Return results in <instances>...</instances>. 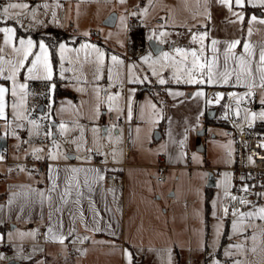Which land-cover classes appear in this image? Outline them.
Listing matches in <instances>:
<instances>
[{
  "label": "rangeland",
  "instance_id": "obj_1",
  "mask_svg": "<svg viewBox=\"0 0 264 264\" xmlns=\"http://www.w3.org/2000/svg\"><path fill=\"white\" fill-rule=\"evenodd\" d=\"M198 1L0 0V101L9 88L18 98L29 84L28 131L39 140H30L28 151L48 160L72 154L85 160L99 151L125 174L120 184L128 247L94 238L95 243L73 245V254L59 247L58 263L264 264V204L226 212L235 141L226 134L221 109L213 120L202 119L205 150L196 148L199 129L194 139L189 131L191 151L183 149V161L167 164L166 179L157 180L159 155H172L174 147L169 148V136L155 138L164 106L149 91L140 98L137 91L153 83L204 81L205 36L195 34L205 5ZM111 14L117 19L108 26L104 21ZM129 16L139 24L129 28ZM151 40L164 48L155 52ZM3 106L0 102V114L7 110ZM239 114L238 126L248 128L264 110L249 105ZM6 124L0 119V133H6ZM18 143L9 138L10 159L27 156L18 154ZM210 172L216 185L207 212ZM25 218L12 237L36 235L39 228L25 225ZM6 252H0V264Z\"/></svg>",
  "mask_w": 264,
  "mask_h": 264
},
{
  "label": "crops",
  "instance_id": "obj_2",
  "mask_svg": "<svg viewBox=\"0 0 264 264\" xmlns=\"http://www.w3.org/2000/svg\"><path fill=\"white\" fill-rule=\"evenodd\" d=\"M198 2L205 5L195 34L205 36L204 81L153 83L137 91L138 98L143 90L149 91L164 106L159 139L169 136V148L173 143L174 152L159 156H164L168 165H177L179 159L183 161V149L187 153L191 151L186 146L189 133L192 132L194 139L203 117L213 119L219 114L224 91L249 89L264 82V0ZM29 88V84L23 88L19 99L9 88L7 99L0 101L7 109L0 114V119L8 123L6 133L0 136L7 137L8 145L11 136L17 141L25 138L27 146L22 156L33 155L28 151L29 141L39 140L28 131L32 114ZM210 89L218 90L217 99L210 96ZM125 90L126 84L124 93ZM214 109L215 116H212ZM14 159L9 156V161L1 163L6 166L4 171L0 170V241L12 245L2 264L12 259L20 264H61L55 252L59 247L66 246L73 254V245L95 243L94 238L118 241L123 248L128 247V241H123L125 187L120 182L124 181L108 178L109 173L123 171L120 164H97L91 158L78 159L72 154L61 160L40 158L45 162L43 171L31 175L25 170L13 173ZM24 217H28L25 225L29 222L39 228L36 235L12 237L11 232L18 229L19 219Z\"/></svg>",
  "mask_w": 264,
  "mask_h": 264
},
{
  "label": "built area",
  "instance_id": "obj_3",
  "mask_svg": "<svg viewBox=\"0 0 264 264\" xmlns=\"http://www.w3.org/2000/svg\"><path fill=\"white\" fill-rule=\"evenodd\" d=\"M130 25L139 24L135 17H128ZM143 47V46H142ZM210 96L217 99L219 92L217 89H210ZM264 82L249 89H233L224 91L223 99L220 103L221 117L226 126V134L234 139L235 151L230 154L231 164L228 169L233 173V185L226 212L234 213L244 208L257 207L264 201V117L257 120L255 126L240 128L238 122L241 119L242 107L255 106L264 110ZM129 140V136H127ZM27 146L25 138L19 141L17 152L22 153ZM189 152V150H188ZM2 161H9L7 148L0 152ZM91 161L97 164H104L105 158L99 151L91 153ZM160 174L158 181H164L167 177L168 165L164 156H159ZM45 162L31 154L24 158L18 157L12 161V172L19 173L25 170L31 175L37 173L38 167ZM124 170L121 173H109L108 178L115 181H124ZM44 236V231H41ZM12 250L10 242L0 241V252ZM73 253V252H72Z\"/></svg>",
  "mask_w": 264,
  "mask_h": 264
},
{
  "label": "water",
  "instance_id": "obj_4",
  "mask_svg": "<svg viewBox=\"0 0 264 264\" xmlns=\"http://www.w3.org/2000/svg\"><path fill=\"white\" fill-rule=\"evenodd\" d=\"M116 19H117L116 14H111L109 17L106 18L104 23L106 25H108V26H113L115 24V22H116ZM149 44H150L151 48L155 52H159L161 49L164 48V45L159 44L156 40H151ZM38 109L40 111H43V109H44L43 103H41L39 105ZM215 112H216V110L214 109L212 111V113H211L212 116H215ZM205 131H206L205 128H202L197 133L196 148H197L198 151L205 150V146H204V142H203V136L205 134ZM160 137H161V132L157 131L156 134H155V138L159 139ZM7 147H8V139H7V137L0 136V152H1L2 149L7 148ZM215 185H216V176H215V174L213 172H210L209 176H208V186L214 187ZM4 264H20V262L15 260V259H12V260L7 261Z\"/></svg>",
  "mask_w": 264,
  "mask_h": 264
},
{
  "label": "trees",
  "instance_id": "obj_5",
  "mask_svg": "<svg viewBox=\"0 0 264 264\" xmlns=\"http://www.w3.org/2000/svg\"><path fill=\"white\" fill-rule=\"evenodd\" d=\"M34 81H35V80H34ZM38 82H40V81H35V82H33V84H35V83L38 84ZM207 118H208V117H207ZM213 119H214V118H213ZM213 119L208 118L207 121H209V120H213ZM43 168H44V164H41V165L38 167L37 172H38V173H39V172H42V171H43ZM212 196H213V187L208 186L207 191H206V209H207V212L210 211V207H211L210 201H211ZM0 197H1V196H0ZM135 264H141V263L136 262ZM204 264H207V263L205 262Z\"/></svg>",
  "mask_w": 264,
  "mask_h": 264
}]
</instances>
